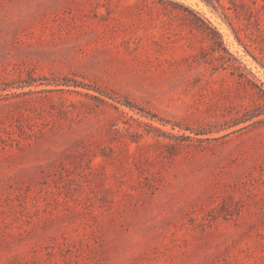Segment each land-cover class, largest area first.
I'll return each mask as SVG.
<instances>
[{
	"label": "rangeland",
	"instance_id": "rangeland-1",
	"mask_svg": "<svg viewBox=\"0 0 264 264\" xmlns=\"http://www.w3.org/2000/svg\"><path fill=\"white\" fill-rule=\"evenodd\" d=\"M0 264H264V0H0Z\"/></svg>",
	"mask_w": 264,
	"mask_h": 264
},
{
	"label": "trees",
	"instance_id": "trees-1",
	"mask_svg": "<svg viewBox=\"0 0 264 264\" xmlns=\"http://www.w3.org/2000/svg\"><path fill=\"white\" fill-rule=\"evenodd\" d=\"M207 3H210V4H214L215 1H217L218 3H220L221 0H205ZM259 20V19H258ZM211 28V27H210Z\"/></svg>",
	"mask_w": 264,
	"mask_h": 264
}]
</instances>
